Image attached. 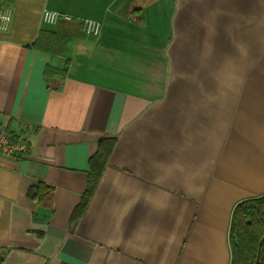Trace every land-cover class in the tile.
I'll return each instance as SVG.
<instances>
[{
    "label": "crops",
    "instance_id": "obj_1",
    "mask_svg": "<svg viewBox=\"0 0 264 264\" xmlns=\"http://www.w3.org/2000/svg\"><path fill=\"white\" fill-rule=\"evenodd\" d=\"M3 15L0 131L28 148L0 153V264H232L233 211L264 195V0H0Z\"/></svg>",
    "mask_w": 264,
    "mask_h": 264
},
{
    "label": "trees",
    "instance_id": "obj_2",
    "mask_svg": "<svg viewBox=\"0 0 264 264\" xmlns=\"http://www.w3.org/2000/svg\"><path fill=\"white\" fill-rule=\"evenodd\" d=\"M69 65V60H66V66L63 69H56L51 66L47 67L45 78L48 81L49 87L52 86V77L60 76L62 79L66 77ZM4 130L15 140L20 138L17 134L9 131L7 127ZM115 144V139L102 140L98 151L91 157L88 188L78 206L74 209L71 217L72 222L77 221L86 209ZM53 194L54 188L45 183H38L30 187L28 191V196L32 200L38 204L47 206L51 204ZM263 236L264 195L238 203L233 211L231 223L232 264H256L259 254V244ZM258 264H264V242L261 247Z\"/></svg>",
    "mask_w": 264,
    "mask_h": 264
},
{
    "label": "built area",
    "instance_id": "obj_3",
    "mask_svg": "<svg viewBox=\"0 0 264 264\" xmlns=\"http://www.w3.org/2000/svg\"><path fill=\"white\" fill-rule=\"evenodd\" d=\"M60 15L56 12L45 11L43 13V22L53 24L58 21ZM0 20L7 22L9 20L8 15L0 16ZM85 34L89 37H98L102 32V24L95 20H84L82 24ZM27 144L25 141L13 142L9 136L0 131V153L10 157H20L27 153Z\"/></svg>",
    "mask_w": 264,
    "mask_h": 264
},
{
    "label": "water",
    "instance_id": "obj_4",
    "mask_svg": "<svg viewBox=\"0 0 264 264\" xmlns=\"http://www.w3.org/2000/svg\"><path fill=\"white\" fill-rule=\"evenodd\" d=\"M263 242H264V236L262 237V239L260 241V244H259V254H258V258H257L256 264H258V261H259V255H260V251H261V247L263 245Z\"/></svg>",
    "mask_w": 264,
    "mask_h": 264
}]
</instances>
